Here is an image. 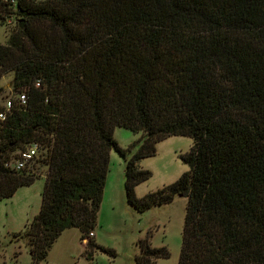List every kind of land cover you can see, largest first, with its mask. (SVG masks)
Here are the masks:
<instances>
[{"label": "trees", "instance_id": "trees-1", "mask_svg": "<svg viewBox=\"0 0 264 264\" xmlns=\"http://www.w3.org/2000/svg\"><path fill=\"white\" fill-rule=\"evenodd\" d=\"M0 21L15 24L0 79L12 74L16 93L0 105V201L48 169L41 211L16 234L34 264L66 230L96 229L110 153L127 156L117 127L144 132L126 163L128 203L188 198L179 264H264V0H0ZM173 135L193 138L190 169L138 197L152 176L139 162ZM34 143L41 158L7 166ZM140 246L137 264L170 257ZM87 248L105 250L93 237Z\"/></svg>", "mask_w": 264, "mask_h": 264}, {"label": "rangeland", "instance_id": "rangeland-1", "mask_svg": "<svg viewBox=\"0 0 264 264\" xmlns=\"http://www.w3.org/2000/svg\"><path fill=\"white\" fill-rule=\"evenodd\" d=\"M11 27L15 24L7 26L0 21V44H7ZM12 79V74L0 79V87L5 88L1 106L7 98L16 96ZM114 136L127 150V156L115 149L110 153L104 198L98 225L93 231L95 242L105 250L97 248L90 257L89 241L84 245L82 231L71 228L59 237L47 259L40 264H137L140 243L146 238L153 247H166L170 252L169 258H159L152 264H179L188 198L177 196L172 202L145 212L131 206L125 188V168L139 148V144H133L143 138L144 132L117 127ZM193 145V138L185 135H173L158 142L156 154L139 162L140 168L151 171L152 176L136 187V195L144 197L176 182L190 169L182 158ZM36 170L39 178L33 185L22 187L13 197L0 201V264H34L29 246L16 234L23 232L41 211L48 169L41 166ZM107 250L114 251L115 255Z\"/></svg>", "mask_w": 264, "mask_h": 264}, {"label": "built area", "instance_id": "built-area-1", "mask_svg": "<svg viewBox=\"0 0 264 264\" xmlns=\"http://www.w3.org/2000/svg\"><path fill=\"white\" fill-rule=\"evenodd\" d=\"M18 97L22 102H25L27 99L25 93H20ZM13 101V98L6 99L4 103L6 110L10 109L13 106ZM6 110L0 113V118H6ZM39 158H41L40 145L38 143H34L27 148L18 151L14 158L7 163V166L15 170H22L30 167L31 164ZM94 236L95 232H91L89 237L83 239V242L86 244V242Z\"/></svg>", "mask_w": 264, "mask_h": 264}, {"label": "crops", "instance_id": "crops-1", "mask_svg": "<svg viewBox=\"0 0 264 264\" xmlns=\"http://www.w3.org/2000/svg\"><path fill=\"white\" fill-rule=\"evenodd\" d=\"M96 237V234H95V236H94V238ZM84 245H86V244H84Z\"/></svg>", "mask_w": 264, "mask_h": 264}]
</instances>
